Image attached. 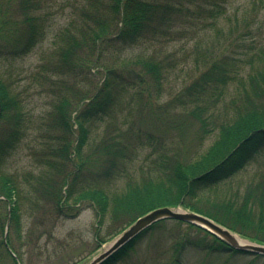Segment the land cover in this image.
<instances>
[{
	"label": "trees",
	"instance_id": "16d2710c",
	"mask_svg": "<svg viewBox=\"0 0 264 264\" xmlns=\"http://www.w3.org/2000/svg\"><path fill=\"white\" fill-rule=\"evenodd\" d=\"M43 2L0 0V119L15 110L12 123L0 137V200L7 204L0 256H9L13 264L19 263V253L11 243L8 229H19L21 203L28 204L30 197L1 168L30 133L32 121L19 108L14 92L17 76H13L15 64L45 40L49 25L48 14L41 11ZM66 6L70 8V18L53 37L54 52L43 66L42 72L46 75L40 77L42 84L50 86L47 90L55 98L58 96L48 114L54 133L45 131L47 144L35 152L51 168L43 172V180L39 178L42 188L38 193L51 201L53 212L59 216L63 208L74 206L69 204L72 200L74 204L92 205L100 224L106 217L118 222L117 230L107 239L95 233V249L115 238L138 217L159 207H180L198 213L243 239L264 245V172L249 181L243 196L205 199L208 202L205 207L199 206L202 199L198 197L199 192L214 188L246 169L260 150H264V45L245 27L233 40L234 46L240 47L237 62L222 51L202 55L203 66L196 69V75L162 105L151 102L153 93L157 94L155 102L158 101L162 84L170 74V63L160 58L161 46L180 37L188 26L219 31L218 23L225 17L227 0H68ZM236 19L235 16V24ZM242 23L244 27L245 18ZM121 54L125 57L121 58ZM91 55L93 58L88 60ZM102 56L109 65L103 69L102 79L91 96L83 90L70 100L64 94L74 90L76 84L67 80V84L56 86L54 80H64L62 76L66 80L77 70L84 73V79H90L86 67L99 68L103 65ZM239 66L247 68L243 76L238 75L243 71ZM228 87H233L230 103L218 121L219 115L215 117L210 110L222 101ZM144 96L151 120L165 119L168 108L181 109L182 113L169 125L183 132L184 123L195 120L199 124L197 142L202 144L212 131L215 135L211 143L199 152L190 149L185 155L178 152L172 158L162 156L156 165L152 164L156 174L140 177H130L124 170L120 173L116 169L126 164L133 142L141 139L139 129L123 135L128 145L117 146L115 139L106 145L105 138L97 135L98 149L84 154L83 148L90 143L95 122L116 120L115 116L131 103L137 106L139 114L145 112ZM76 100L72 118L69 111ZM210 125L215 129H208ZM159 140L163 139L159 137ZM35 153L33 157H37ZM46 154H52L54 159L48 160ZM52 175H56L57 182L53 181L56 178L51 179ZM121 179L126 180L123 189H115L114 183ZM149 235L155 237L151 245L154 255L137 264H185L192 255L196 258L224 256L228 258L224 264L234 258L244 259L243 264H264L262 255L237 251L204 229L168 219L152 224L100 264H117ZM4 239L9 250L4 246Z\"/></svg>",
	"mask_w": 264,
	"mask_h": 264
},
{
	"label": "rangeland",
	"instance_id": "374dc122",
	"mask_svg": "<svg viewBox=\"0 0 264 264\" xmlns=\"http://www.w3.org/2000/svg\"><path fill=\"white\" fill-rule=\"evenodd\" d=\"M43 1L41 11L48 14L47 24L49 25L45 40L40 42L30 55L15 64L17 69L16 74L13 76L14 78L17 76V85H15L14 92L20 105L19 108L27 117L30 116L29 121L32 122H29L30 133L27 139L6 160L1 169L4 174L12 176L14 181L28 192L30 200L26 205L21 203L23 210L19 229L7 228L8 236L11 237V243L19 253V264H89L92 258L106 250L116 239V237L112 238L100 248L95 249V233L99 232L102 238L107 239L110 233L115 229L117 230L118 222L106 217L103 223L100 224L96 209L92 205L85 202L74 204L72 200L69 204L74 206L63 208V213L57 216L52 210L51 201L38 193L42 188L39 187V184L41 185L39 178L43 180V172L47 173L51 168L41 161L43 156H39L40 153L35 152L43 148L45 143L47 144L45 131H50L51 134L54 133L53 129H50V115L48 114L52 109L51 105L55 104L58 99V96L55 98L54 93L52 95L47 90L50 87L49 85L42 84L43 78L41 82L40 77L46 75L42 72L43 66L46 65L54 52L53 37L60 29L65 27L71 12L70 8L66 6L68 0ZM235 16L237 17L236 24L234 21ZM12 18L21 19V17L16 16H12ZM242 18H245L244 27ZM218 27H220V30L214 31L209 27L203 29L201 26H188L187 30H183L180 37L161 46L160 58L165 59L168 65L170 63V74L167 81L162 84L157 102H155L157 94H152L151 102L154 105L158 102L159 105H162L170 95H173L182 87L184 82L197 74L196 69L203 66L202 55H215L222 51L233 56L234 62H237L236 60L240 57L238 55L240 47L234 46L233 40L241 35L245 27H248L255 39L264 45V0H227L226 14L224 18L220 19ZM120 57L125 56L121 54ZM92 58L91 55L88 60ZM102 64L99 68L86 67L85 70H88L87 73L89 72L90 79H84V73L77 70L75 75H69L66 80L64 76H62L64 80H59V78L54 80L56 86L60 84L62 86L64 82L70 80L76 84L74 86L76 88L75 91L67 90L66 94L62 92L64 95L69 96L68 99L73 100L75 94L83 90L87 91V96H91L95 92L97 82L100 81V78L102 79L103 69L108 67L109 61L103 57ZM239 67L243 71L241 70L242 72L238 75L243 76L247 68ZM35 80L39 83H36ZM88 81L90 82L87 83ZM70 87H73V85ZM232 92L233 87H228L227 91L222 94V101L220 103L216 102V106L210 110L215 117L219 115L220 119L218 121L227 112ZM77 102L76 100L73 103L69 111L72 118L74 117L72 112L77 107ZM142 103L145 105V112L141 114L136 111L137 106L131 103L122 113L115 116L116 120H105L102 123L95 122L91 128L90 143L86 148H83L84 154H89L92 149H98L99 139H97V135L105 138L106 145L112 142L111 139H115L117 146L122 143L128 145V142L122 139L123 135L130 130L139 129L142 134L141 139L137 143L133 142L135 145H133L134 148H132L133 150L129 156L127 155L126 164L118 166L116 169L120 173L124 170L130 177H140L149 175L148 173L151 175L156 174V167L153 166L154 168H152V164L156 165L163 158L162 156L166 155L167 158H172L178 152L185 155L189 153L190 149L192 152H199L205 149L213 140L215 132L209 131L210 134L205 136L202 144L197 142L196 136L199 135V124L195 120L185 122L183 132H179V128L175 129L174 125L170 126L169 123L172 122V119L182 113L181 109L168 108L165 119L153 121L148 112L149 107L145 104V96ZM14 111L12 109L7 114L2 113L0 137L3 136L9 124L12 123ZM215 125L217 126L218 122ZM208 129H215V127L210 125ZM159 137L163 140H159ZM183 138H185V141L182 140ZM190 144L191 146H189ZM34 153L37 157H33ZM46 158L51 161L54 159L52 154H46ZM91 171L96 172V169L91 168ZM263 172L264 150L262 149L246 169L236 176L214 188L199 192L198 197L202 199L199 206L205 207L203 206L207 201L205 199L213 201L214 199L232 198L235 194L243 196L249 181L258 178ZM51 177V179L56 178V175ZM60 179L61 175L59 176ZM53 181L57 182L58 179H53ZM125 181L124 179L116 181L114 188L123 189ZM6 211L7 204L0 200V240L3 239ZM73 213L76 214L71 216ZM1 224L3 225V231H1ZM154 239V236L149 235L138 242L133 250L128 253V256L117 264H137L150 260L154 255L151 249L152 243L155 242ZM195 258V255L190 256L185 264H224L228 260L224 256H200ZM242 260L244 259H230L227 264H243ZM0 263L13 264L11 258L5 254L0 256Z\"/></svg>",
	"mask_w": 264,
	"mask_h": 264
},
{
	"label": "water",
	"instance_id": "95a60500",
	"mask_svg": "<svg viewBox=\"0 0 264 264\" xmlns=\"http://www.w3.org/2000/svg\"><path fill=\"white\" fill-rule=\"evenodd\" d=\"M9 215L10 213L8 211L6 229L8 228L9 225ZM164 219L182 221L184 223L195 225L211 233L218 239L224 241L232 249L247 254H257L264 256V245L242 239L238 237L235 233L228 230L227 228L219 225L218 223L214 222L213 220L203 215H200L195 212L183 210L179 207L176 208L159 207L138 217L129 227H127L123 232H121L116 237V239L111 243V245L106 250H104L102 253H99L94 258H92L89 264H100L110 255H112L116 250H118L125 244L129 243L142 231L149 228L152 224ZM4 244L5 247L8 249L5 240H4Z\"/></svg>",
	"mask_w": 264,
	"mask_h": 264
}]
</instances>
